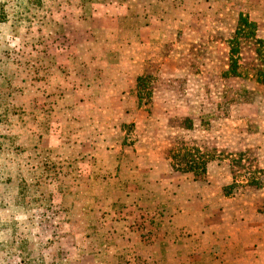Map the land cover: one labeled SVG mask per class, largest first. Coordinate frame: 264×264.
<instances>
[{
  "label": "rangeland",
  "instance_id": "obj_1",
  "mask_svg": "<svg viewBox=\"0 0 264 264\" xmlns=\"http://www.w3.org/2000/svg\"><path fill=\"white\" fill-rule=\"evenodd\" d=\"M142 26L169 43L136 88L140 104L188 108L159 117L161 135L174 128L163 135L172 166L179 155L198 166L209 156L231 172V193L264 189V0H0V264L154 263L124 259L121 193L59 143L70 119H85L62 112L85 102L71 94L87 85L93 55L118 51L132 39L126 29ZM170 66L174 80L164 77ZM123 125L133 140L135 124ZM222 142L233 147L219 152Z\"/></svg>",
  "mask_w": 264,
  "mask_h": 264
},
{
  "label": "crops",
  "instance_id": "obj_2",
  "mask_svg": "<svg viewBox=\"0 0 264 264\" xmlns=\"http://www.w3.org/2000/svg\"><path fill=\"white\" fill-rule=\"evenodd\" d=\"M147 28L126 29L132 39L121 41L118 51L110 46L113 49L93 55L97 54L88 65L93 70L87 85L71 94L85 98V102L62 112L85 119L82 124V120L70 119L72 128L68 133L62 131L66 137L60 135V147L84 159L81 163L88 165L86 172L91 180L111 183L109 190L121 193L123 215L114 226L124 238L125 260L264 264V189L244 187L231 193L234 178L221 165L225 163L210 162L205 179L197 180L192 173L176 171L165 156L168 146L163 135L169 136L174 130L169 119L189 113L176 99L167 100L161 107L155 101L150 111L146 100L140 104L136 89L139 80L148 73L145 70L158 57L164 42L169 43L164 33L152 26ZM137 48L149 54L134 58ZM164 62L166 67L170 60L166 57ZM174 68L170 66L164 77L178 78ZM176 109L181 111L175 113ZM162 115L168 122L163 135L159 123ZM128 121L135 124L136 136L131 141L126 139L123 125ZM227 147L233 144L222 142L217 146L219 152ZM156 209L166 214L160 221L146 218L141 219L142 225L134 223L135 213L144 216Z\"/></svg>",
  "mask_w": 264,
  "mask_h": 264
},
{
  "label": "trees",
  "instance_id": "obj_3",
  "mask_svg": "<svg viewBox=\"0 0 264 264\" xmlns=\"http://www.w3.org/2000/svg\"><path fill=\"white\" fill-rule=\"evenodd\" d=\"M41 0H36V2H40ZM148 77V76H147ZM143 77L140 78V85L143 82ZM139 85V84H138ZM141 87V86H140ZM179 151V150H178ZM187 155L183 154L182 157L180 158V155L177 156V158H172V161L175 162V167H173L176 171L181 172V173H192L194 174L195 178L197 180H204L207 172V166L210 163V157L208 156L206 160H203L201 162V165H193V161H187L185 158Z\"/></svg>",
  "mask_w": 264,
  "mask_h": 264
}]
</instances>
